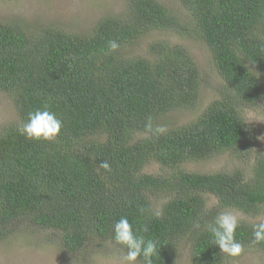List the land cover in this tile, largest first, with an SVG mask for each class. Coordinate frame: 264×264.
<instances>
[{
	"label": "trees",
	"instance_id": "1",
	"mask_svg": "<svg viewBox=\"0 0 264 264\" xmlns=\"http://www.w3.org/2000/svg\"><path fill=\"white\" fill-rule=\"evenodd\" d=\"M179 1L187 24L158 0H128L124 16L101 17L81 34L53 26L30 32L0 21V91L16 114L0 128V240L14 228L51 229L73 257L89 236L115 243L113 224L127 217L134 231L156 241L153 264H171L182 239L191 264H222L224 253L212 245L207 225L224 208L261 214L263 156L254 157L248 173L180 165L224 151L249 154L240 110L264 100L254 73H264V0ZM152 29L202 40L223 80L218 97L196 119L163 132L152 121L195 104L199 71L178 43L152 41L149 57L120 51ZM110 40L119 44L116 51L109 50ZM45 105L62 120L60 134L52 142L26 139L19 129ZM150 161L162 173L145 172ZM206 195L215 200L212 208L206 209ZM255 223L240 219L236 239L264 254V242L253 240Z\"/></svg>",
	"mask_w": 264,
	"mask_h": 264
},
{
	"label": "rangeland",
	"instance_id": "2",
	"mask_svg": "<svg viewBox=\"0 0 264 264\" xmlns=\"http://www.w3.org/2000/svg\"><path fill=\"white\" fill-rule=\"evenodd\" d=\"M169 8L179 19L188 21V14L179 0H158ZM128 0H0V21H14L27 31L35 27L48 26L71 33H86L95 22L104 16L122 17L127 11ZM163 40L169 44L184 46L194 59L199 71V89L192 107L171 109L152 121L154 129L169 130L188 125L196 119L222 88V79L213 65L207 45L199 38L173 30L152 29L136 37L120 51L129 56L149 57L147 46L152 41ZM264 86V73L254 71ZM240 114L245 121L248 135L249 154L238 156L234 151L215 153L203 159L186 160L180 168L187 171L213 172L231 171L239 168L248 173L255 156L264 157V100L251 106H241ZM16 120L10 98L0 91V128ZM140 132L138 136H144ZM145 172L162 173L159 164L150 161L144 166ZM169 171V170H168ZM205 197L206 209L212 208L215 200ZM155 198L152 197V200ZM162 197L155 203L162 202ZM237 213L239 219L252 222L264 220V209L256 217H247L233 208L221 212ZM219 213V214H220ZM176 255L171 264H191L189 244L179 241ZM126 252L110 239L89 236L80 253L68 256L61 246L58 231L36 226L14 228L0 240V264H125ZM136 264H142L137 260ZM222 264H264V254L253 247L243 248L237 257L224 254Z\"/></svg>",
	"mask_w": 264,
	"mask_h": 264
},
{
	"label": "clouds",
	"instance_id": "3",
	"mask_svg": "<svg viewBox=\"0 0 264 264\" xmlns=\"http://www.w3.org/2000/svg\"><path fill=\"white\" fill-rule=\"evenodd\" d=\"M108 48L110 51H116L119 44L115 40H110ZM61 128L62 120L45 105L29 113L27 122L23 124L19 132L29 140L52 142L60 134ZM158 131L163 132L164 129L160 128ZM100 166L106 170L109 169L106 161ZM155 216L159 218L162 212H156ZM239 226L240 219L237 213L224 211L218 214L213 222L207 225L212 245L218 246L219 252L227 256H239L243 251V245L236 239V230ZM196 227L199 228L200 225L197 224ZM252 229L254 242H264V220L253 224ZM112 231L115 243L126 249L125 264H136L138 259H142L144 264H153V257L158 254L156 241L146 239L134 231L127 217H121L116 221Z\"/></svg>",
	"mask_w": 264,
	"mask_h": 264
}]
</instances>
